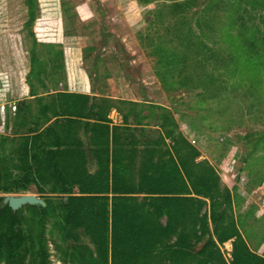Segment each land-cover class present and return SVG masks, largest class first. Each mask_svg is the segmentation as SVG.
Wrapping results in <instances>:
<instances>
[{"label":"rangeland","instance_id":"374dc122","mask_svg":"<svg viewBox=\"0 0 264 264\" xmlns=\"http://www.w3.org/2000/svg\"><path fill=\"white\" fill-rule=\"evenodd\" d=\"M177 1L183 0H36V17L31 22L27 0H0V103L9 101L7 88L17 73L31 65L34 44L41 60L35 70L43 72L39 77L45 80L42 83L38 78L41 91L61 69L58 50L52 43L72 46L73 66L87 69L100 87L104 83L99 82V74L103 75L108 62L118 61L113 63L115 69L132 76L129 88L150 90L152 100L172 104L174 113L189 124L188 131L195 130L203 150L217 155L227 152V158H238L246 171V189L263 186L253 194L259 200L264 192V68L257 74L247 65L245 71L235 72L236 64L227 49L236 48L231 37H239L242 31L246 39L256 40V50L264 49V0H195L187 10L176 14L172 5ZM233 16L240 23L245 18V24L233 28ZM187 45L197 49L190 53L188 65L173 77L165 75L168 51L183 53ZM242 48L246 64L248 47ZM252 57L264 63L262 51ZM133 59L136 63L130 65ZM190 70L195 81L190 86L180 84ZM143 75L149 83L138 80ZM173 78L178 82L171 83ZM163 91L168 95L162 100L159 97ZM8 106L0 110V123L9 121ZM1 132H6L5 128ZM14 138L9 136L4 142L8 153L0 158V185L7 184L8 175L17 178L24 170ZM88 165L95 172L96 158H88ZM51 186V182L32 183L26 190L10 193H33L58 206L67 196L51 192ZM16 211V224L9 217H0V235H5L0 264H41L35 259L41 231L49 264H76L75 246L95 252L93 241L83 229L65 226L59 208L51 210L44 221L27 205ZM19 229L25 234V242L16 239ZM9 244L19 249L16 256L7 254Z\"/></svg>","mask_w":264,"mask_h":264},{"label":"trees","instance_id":"16d2710c","mask_svg":"<svg viewBox=\"0 0 264 264\" xmlns=\"http://www.w3.org/2000/svg\"><path fill=\"white\" fill-rule=\"evenodd\" d=\"M194 1L174 2L173 10L176 14L184 12ZM27 3L29 19L32 22L36 17V0H27ZM236 18L238 17L233 16L232 25L233 28L239 29L237 26L245 24V18H241H244L240 20L241 23ZM206 25H209V20ZM237 35V38L231 37L236 43V48L228 46L227 49L230 59L236 64L234 71H245L247 65H250L248 69L258 74L259 70L264 68V63L252 56H257L261 51L264 53V49L256 50V40L246 39L242 36L243 31ZM243 46H247L249 51L246 64L243 61L247 57L246 52L242 51ZM185 48L183 53L168 51L169 66L165 75L173 77L174 72H181V69L188 65L190 53H195L197 49L195 45H187ZM228 71L232 73V70ZM189 73L187 78L179 81L180 84L192 85L189 83L195 81V78L191 70ZM162 81L165 82L164 79ZM176 82L178 81L174 78L171 80V83ZM68 112L62 123H76V117L81 114L80 110L71 109ZM47 119L48 117L45 121ZM161 120L166 135L176 139L173 127L177 126V123L173 113L165 110L161 113ZM177 137L184 142L183 158H96L95 172L89 169L88 158H79V150L70 151L72 158L68 157L67 149L59 148L53 151L54 158H27L25 153L24 158H21L24 169L22 175L17 178H10L8 175L9 180L6 185H0V191H22L32 183L51 182V192L66 195L58 206L56 202L47 199L45 206H27L40 215L41 221L45 220L51 210L56 211L59 208L65 226L72 229L81 228L91 238L95 252L81 245L75 246L76 264H227L218 243L212 237L205 238L209 228L208 215L203 212L207 203L204 198H209L211 219L216 224L215 231L218 233L219 242L222 243L227 239V226L219 223L223 213L216 215V208L221 199L222 202H227V191L221 189L220 179L214 167L207 160L197 162L195 157L199 154L198 150L181 134ZM172 149L179 152L180 148L176 147L175 142ZM103 150L109 151L107 147ZM116 152L114 149L113 154L117 155ZM192 191L201 197L197 199L189 196ZM2 199L0 196L1 219L6 216L16 224L17 211L7 204L3 205ZM190 202H194V208L198 202L199 216H196V213L192 215L188 206ZM163 218H166L165 224L162 222ZM192 219L194 234L197 230L196 221L199 223L198 240L192 242L185 240L184 236H179L175 242L166 241L167 237L173 234H186V231L191 229L186 223ZM181 223L186 225L179 228ZM69 233L67 235L71 236ZM4 236L0 235V256L4 253ZM39 236L40 248L35 259L40 260L41 264H49L44 233L41 231ZM16 237L19 242L26 240L21 229L17 231ZM18 250L9 244L7 254L16 256ZM232 264H264V258L253 254L238 235L234 242Z\"/></svg>","mask_w":264,"mask_h":264},{"label":"crops","instance_id":"0c3cea01","mask_svg":"<svg viewBox=\"0 0 264 264\" xmlns=\"http://www.w3.org/2000/svg\"><path fill=\"white\" fill-rule=\"evenodd\" d=\"M50 45L58 50L61 61L59 75H49L52 71L48 70V76H52L49 85L44 87V91L38 89V78L43 72L35 70L41 60L36 56L37 47L34 44L30 51L31 65H27L26 71L17 73L12 82L15 85L9 84L7 88L6 98L9 101L0 103V110L9 104V121L0 123V137L6 138L0 140V158H4L8 153L5 152L4 142L9 136H15L13 145L17 158L18 155L24 158L25 153L27 158H54L53 151L58 148L67 149L69 158H72V150L80 151L79 158H183L184 142L177 137L181 134L198 150L199 154L195 160H207L219 176L221 189L227 191V202H222L221 199L216 208V215L223 213L219 223L227 226V239L219 242L218 233L215 231L216 224L211 219L209 198H204L207 203L203 212L208 215L209 228L205 238L212 237L218 243L227 264H232L234 242L238 235L253 254L264 258V192H261L259 200L253 195L263 186L251 191L246 189V171L242 170L243 166L238 158H227V152L217 155L203 150L197 142L195 130L188 131L189 124L174 113L172 104L152 100L150 90L137 91L133 87L129 88L133 82L132 76L125 74L121 69H115L113 63L118 61L108 62L107 69L102 73L104 76L99 74V82L104 83V86L100 87L95 84V80L92 81L87 69L73 66L72 46L62 42ZM134 53L136 50L132 52ZM135 63V59L130 60V65ZM93 75L96 77V73ZM147 78L143 75V78L138 77V80L146 84L149 83ZM40 79L42 83L45 82L44 78ZM167 95V92L163 91L159 98L166 99ZM71 109L80 110L81 114L76 117L78 121L69 125L62 123ZM175 109L178 108L175 106ZM165 110H170L176 120L177 126L173 127L176 139L168 137L164 131L165 127L161 124V113ZM4 128L6 132H1ZM175 142L176 147L180 148L179 152L172 149ZM106 147L108 152L103 150ZM114 149L117 155L113 154ZM7 194L9 193L0 191L3 198ZM189 196L197 199L201 197L193 191ZM2 204L6 205L3 199ZM195 205L194 208V202H190L188 206L192 215L196 213V216H199L198 202ZM162 222L165 224L166 218H163ZM186 224L178 225L179 228L184 225L191 228L186 234L178 231V234L168 236L166 241L175 242L179 236L195 241L200 235L198 221L195 224L196 234L193 219ZM200 245L199 241L198 247Z\"/></svg>","mask_w":264,"mask_h":264},{"label":"water","instance_id":"95a60500","mask_svg":"<svg viewBox=\"0 0 264 264\" xmlns=\"http://www.w3.org/2000/svg\"><path fill=\"white\" fill-rule=\"evenodd\" d=\"M3 203L9 205L14 211L28 204L41 206L46 205V202L42 197L33 193H9L4 196Z\"/></svg>","mask_w":264,"mask_h":264}]
</instances>
